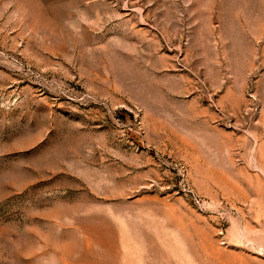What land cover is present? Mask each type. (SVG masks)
Here are the masks:
<instances>
[{"label":"rangeland","instance_id":"374dc122","mask_svg":"<svg viewBox=\"0 0 264 264\" xmlns=\"http://www.w3.org/2000/svg\"><path fill=\"white\" fill-rule=\"evenodd\" d=\"M0 264H264V0H0Z\"/></svg>","mask_w":264,"mask_h":264}]
</instances>
